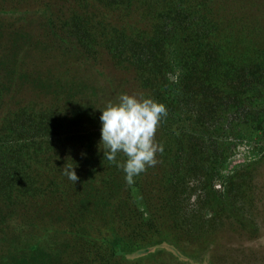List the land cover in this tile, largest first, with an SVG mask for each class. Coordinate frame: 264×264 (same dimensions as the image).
Returning <instances> with one entry per match:
<instances>
[{"label":"trees","instance_id":"obj_1","mask_svg":"<svg viewBox=\"0 0 264 264\" xmlns=\"http://www.w3.org/2000/svg\"><path fill=\"white\" fill-rule=\"evenodd\" d=\"M32 1L36 4L34 10L5 5L0 0V123L7 129L6 135L0 137V176L4 177L0 179L4 183L0 182V223L22 210L30 216L29 224H41L43 228L36 230L27 247L21 246L19 252L22 253L8 250L1 256L0 264H49L35 260L38 253L35 255L34 251L42 241L49 245L51 264H97V261L101 264L107 256L125 264H135L158 250L171 252L178 260L190 258L193 261L200 256L202 264H211L206 259L210 243L198 254L181 253L178 245L183 236L179 228L158 221L159 217L149 211L148 206L150 216L143 222L155 224V227L141 240L120 234L116 226L119 218H123L122 205L130 189L142 190L140 180L150 174L156 176V171L161 174L157 178L166 192L164 204L172 214L175 212L173 200L183 194L181 188L185 180L196 178L208 182L218 176L229 154V137L241 135L245 124L257 120L250 116L258 115L259 109L253 107L255 101L250 99L249 92L252 91L255 99L261 90L258 86L263 78V56L259 50L263 47L253 42L257 41L261 30H244L243 34L253 33H248L251 56L245 57V64L235 66L231 62L233 58L226 56L224 59L222 54L231 45L230 40L224 42L228 36L222 34L221 41L217 44L214 41V30L219 24L213 22L205 0H195L182 9L178 7L182 0L174 4L173 0H158L154 12L159 21L153 20L150 25H135L131 10L125 9L132 0ZM22 2L27 0L18 3ZM163 2L169 6L165 8ZM160 8L163 11L160 12ZM32 15L43 19L44 23H39L42 32L33 30ZM5 17H8L7 22ZM165 20L168 23H164ZM99 27L105 32L112 30L111 36L117 40V44L110 47L114 64L133 71L144 96L166 106L168 115L161 121L155 136L164 151L156 154L158 163L134 177L131 185L126 182L123 169L117 166L126 161L124 155L121 161L117 156L115 162L86 156V166L67 157L59 170L55 168L53 172L56 173L42 172L41 180L32 179L31 185H34L30 187L29 165L21 160L20 154L24 148L38 151V147L56 143V140L41 139L49 135L45 120L25 118L29 111L17 114L12 102L9 105L8 101L19 95L21 83L27 86L30 80L37 89L65 86L61 83L63 78L53 77L50 70H46L45 76L40 70L34 74L23 73L25 66L22 68L20 63L24 65L26 58L22 53L27 48L33 51L35 47H43L48 51L53 50V45H59L64 55L87 54L90 41L95 38L91 36L102 30ZM170 33L171 37H179L183 53L176 55L170 48L175 43L168 39ZM35 34H41L47 43L38 46L41 39H35ZM175 68L178 73L173 81L168 74ZM19 114L23 117L18 123ZM70 114V122L80 120L81 111L77 108ZM9 154L13 156L9 158ZM40 155L46 162L45 169L50 168L55 152ZM65 165L74 168L79 178L75 184L64 175ZM36 183L42 184L40 208L27 199L40 193L36 191ZM51 239L55 241L50 243Z\"/></svg>","mask_w":264,"mask_h":264},{"label":"rangeland","instance_id":"obj_2","mask_svg":"<svg viewBox=\"0 0 264 264\" xmlns=\"http://www.w3.org/2000/svg\"><path fill=\"white\" fill-rule=\"evenodd\" d=\"M2 1L5 5H20L21 9L34 10L36 5L32 0L21 4L18 3L19 0ZM205 1L213 22L219 24V27L216 26L217 30H214V41L217 44L223 35L228 36L224 42L230 40L231 45L226 49L227 52L221 51L225 55L224 59L226 56H229L230 59L233 58L231 62L235 66L241 64L245 57L251 56L248 33L253 34L251 31L261 30L257 41H253L263 47L259 50L263 56L261 64L263 78L258 86L261 87V90L255 99L252 98V91L249 92L250 99L255 101L253 107L259 109L258 115H250L257 119L256 123L253 121L248 125L245 124L241 135L229 137L227 140L229 141V154L218 176L208 182L207 180L200 182V179L196 178L185 180V184L181 188L183 194L179 199H172L173 211H175L173 214L164 204L166 192L157 178L160 177V172L156 171V176L150 174L151 176L144 177L143 180L139 179L140 187L144 188L142 190L136 187L130 189L129 195L124 198L122 205L121 216L123 218H119L116 228L120 234L130 236L135 240H141L147 236L148 232L155 227V224L143 222L147 221L150 216L148 206L149 211L159 217L158 221L162 220L167 225L174 224L179 228L183 236L182 243L178 245L182 250L181 253L198 254L205 244L210 243L207 248L208 254L205 256L211 264H264V0ZM157 2L158 0H132L125 9L131 10L130 15L135 25H150L153 20L159 21L155 17L156 12H154L158 7ZM194 2L195 0H182L181 4L179 1L178 7H188ZM174 3L176 0H173ZM163 5L165 8L169 6L166 3ZM161 11L163 10L160 8ZM31 17L34 19L33 30L42 32L39 23H44L43 19L33 15ZM7 18L5 17L4 21L7 22ZM190 19L195 20L194 18ZM160 22L162 23V21ZM164 23H168V21L165 20ZM99 28L102 30L91 36V38H95L90 41L91 45L87 48V54L83 52L84 55H64L65 52L59 45H53L54 48L51 44L49 46L53 47V50L50 48L45 51L46 49L43 47H35L33 51L32 48H27V51L22 53L26 58L24 65L20 63L22 68L25 66L22 69L25 71L23 73L33 72L34 74L40 70L42 71L40 74L45 76L46 70H50L53 77L60 78L61 76L63 78L64 81L61 83L65 86V88L46 86L37 89L34 88V82L30 80L27 86L26 83H21L19 95L8 101L9 105L12 102L13 110L17 114L29 111L30 114L26 113L25 118L34 117L35 120H45L49 127V135L46 136L47 138L41 137V139L56 140L54 141L56 143L45 145L42 148L38 147V151L24 148L20 154L21 160H26V164L29 165L27 171L29 174L28 186L30 187L34 185V183L31 185L32 179L41 180L42 172L56 173L53 172L56 170L55 168L59 170L62 164L66 163L64 161L67 157L77 160L80 164L84 163L85 166L87 165L84 162L86 156L104 160L103 151L105 149L103 145L100 146L102 127L100 121L102 112L100 110L105 108L108 101L115 102L121 93L144 96L134 72L114 64L110 47L115 46L117 40L115 36H111L112 30L105 32L104 28ZM251 28V31L243 34L244 30ZM171 34L168 39L175 43L169 47L176 55H179V53H183L181 43L177 40L179 37H171ZM42 35L35 34V39H41L38 46L47 43L42 39ZM239 37L240 39L236 40ZM243 37L246 39H242ZM128 43L131 44L129 40ZM219 48L214 49L216 54ZM224 59L222 60L225 62ZM22 71L20 70L19 73L21 74ZM172 71L174 74L171 72L168 74V78L170 76L177 77V69ZM73 108L81 111L80 120L75 123L70 122L72 117L70 112ZM22 115L19 114L18 123L22 120ZM232 116L237 115L232 114ZM250 116L247 118L250 119ZM6 133L5 124L1 122L0 137ZM41 139L38 137L37 141ZM41 149L43 150L40 151ZM49 151L55 152L53 156L55 159L51 162L50 168L45 169L46 162H43V155L40 154L49 153ZM12 156L9 154V158ZM117 156L121 161L124 154L118 153ZM0 177V179L4 178ZM0 182L2 181L0 180ZM43 184H45L44 181ZM41 185L35 184L36 191H40L39 194L27 198L30 199V203L35 204L36 208L41 207L39 205V201L42 199ZM0 197L2 196L0 195ZM26 213L21 210L19 214H10L0 223V258L8 250L14 249L15 251L16 249L19 252L20 249L22 250L21 246L27 247L32 239L31 236L37 233L36 230L39 231L43 228L41 224H35V226L29 224L30 216ZM140 216L144 219L140 220ZM54 236L56 239L58 238L56 235ZM53 241L55 239H51L49 242ZM37 246L39 248L34 251L35 255L38 253L35 260L51 264L53 258L48 253L49 245L42 241ZM25 253L29 255L28 252ZM23 256L28 258L27 255ZM201 259L198 256L193 261L190 258L178 260L171 252L158 250L148 258L138 260L135 264H202ZM11 264L13 263L11 262ZM101 264L125 263L113 258L109 259L107 256L104 263Z\"/></svg>","mask_w":264,"mask_h":264},{"label":"clouds","instance_id":"obj_3","mask_svg":"<svg viewBox=\"0 0 264 264\" xmlns=\"http://www.w3.org/2000/svg\"><path fill=\"white\" fill-rule=\"evenodd\" d=\"M169 78L176 81V77ZM100 111V146H104V157L115 162L118 153L126 156V161L117 166L123 169L126 182L131 185L134 177L158 163L156 154L164 151L155 136L168 115L166 106L152 98L121 93L115 102L108 101ZM63 173L74 184L79 179L71 166L65 165Z\"/></svg>","mask_w":264,"mask_h":264}]
</instances>
